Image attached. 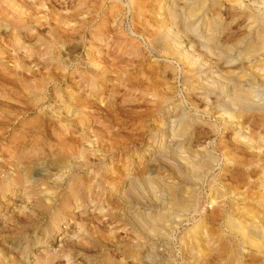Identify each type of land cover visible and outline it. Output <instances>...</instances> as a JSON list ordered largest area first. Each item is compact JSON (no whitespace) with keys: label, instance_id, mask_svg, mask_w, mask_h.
Listing matches in <instances>:
<instances>
[{"label":"rangeland","instance_id":"1","mask_svg":"<svg viewBox=\"0 0 264 264\" xmlns=\"http://www.w3.org/2000/svg\"><path fill=\"white\" fill-rule=\"evenodd\" d=\"M257 227L264 0H0V264H264Z\"/></svg>","mask_w":264,"mask_h":264},{"label":"bare ground","instance_id":"2","mask_svg":"<svg viewBox=\"0 0 264 264\" xmlns=\"http://www.w3.org/2000/svg\"><path fill=\"white\" fill-rule=\"evenodd\" d=\"M247 93V92H246ZM246 93H244V94H246ZM250 93V92H249ZM249 93H247V95H241V97H240V101L241 102H243V103H245V104H249V102H250V100H252L251 98H250V95H249ZM252 93V92H251ZM238 96H240V95H237V98H238ZM254 102V101H253ZM236 103V102H235ZM251 103H252V101H251ZM255 103V102H254ZM259 104V103H258ZM249 142V141H248ZM63 162V161H62ZM58 163V162H57ZM232 221V220H231ZM234 222H236V221H234ZM238 222V221H237ZM237 224V223H236ZM235 225V224H234ZM248 225V224H247ZM246 230H247V228H246ZM245 231V230H244ZM239 232V231H238ZM246 233H248V232H246ZM251 233H253V234H255V237H256V235H258V234H263L264 232L262 231V229H260V228H255V229H252L251 230ZM247 237V236H246ZM253 237V236H252ZM251 237V238H252ZM217 245V244H216ZM233 254V253H232ZM230 255V254H229ZM229 260V259H228Z\"/></svg>","mask_w":264,"mask_h":264}]
</instances>
